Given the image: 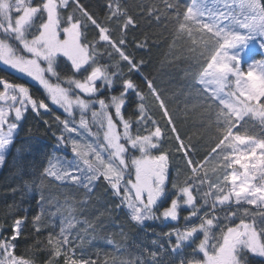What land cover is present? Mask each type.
Returning a JSON list of instances; mask_svg holds the SVG:
<instances>
[{"label":"trees","instance_id":"1","mask_svg":"<svg viewBox=\"0 0 264 264\" xmlns=\"http://www.w3.org/2000/svg\"><path fill=\"white\" fill-rule=\"evenodd\" d=\"M43 1H33L39 9L29 37L46 21ZM192 3L66 0L58 5L59 27L78 23L82 44L111 79L99 96L124 94L122 113L138 135L160 130L154 153L166 155L168 179L154 208L157 214L138 222L122 197L133 177L130 155L117 191L103 175H90L70 148L58 145L55 115L66 114L51 104L48 113L31 107L0 167V243L10 244L15 256L31 264H193L204 258L198 249L202 232L180 246L170 232L207 219L212 220L206 223L211 248L219 247L227 230L241 221L252 222L264 240V208L242 201L218 203L231 184L235 138L264 142V119L237 117L199 81L222 38L190 15ZM12 40L15 50L26 55ZM54 61L53 80L64 82L76 74L64 55ZM5 83L27 84L33 99L49 103L41 85L0 63V92ZM259 104L264 109V93ZM55 166L64 174L53 173ZM187 186L194 204L180 207L177 218L160 214ZM241 257L244 264H264V255L248 249Z\"/></svg>","mask_w":264,"mask_h":264},{"label":"rangeland","instance_id":"2","mask_svg":"<svg viewBox=\"0 0 264 264\" xmlns=\"http://www.w3.org/2000/svg\"><path fill=\"white\" fill-rule=\"evenodd\" d=\"M33 1L0 0V63L41 85L49 99L48 107L51 104L66 114L55 115L59 126L58 145L70 148L74 160L84 162L90 175H103L120 191L123 176L129 170L126 157L130 155L133 177H128L122 197L131 216L143 222L157 214L154 208L164 195L168 179L166 155L154 153L161 137L160 130L154 128L148 134L138 135L122 113L125 95L108 99L99 96L100 89L109 85L111 79L82 44L79 24L72 22L64 29L59 27L57 8L66 0H44L46 21L36 36H27L39 9ZM189 13L222 38L221 47L199 76V81L237 117L251 115L264 119V109L259 104L264 93V8L261 1L193 0ZM13 38L21 43L26 55L15 50ZM59 54L71 61L76 72L64 82L51 78L56 75L54 57ZM94 71L102 73L100 84L88 81ZM31 107L39 113V102L32 98L27 84H17L7 92H0V167L20 130L25 112ZM232 163L230 187L220 195L218 203L242 201L264 208V142L237 136ZM64 172L59 166L53 169L57 175ZM194 201L191 187H184L170 205L160 209V214L165 218H177L180 207H190ZM211 222V219L206 220L208 225ZM206 223L170 232V236L177 238L176 246L193 242L198 232H202L198 249L204 258L193 264H244L243 249L264 255V240L252 222L241 221L230 227L222 244L216 248L209 245ZM19 230L18 221L16 234ZM0 264L31 263L15 256L12 246L2 241Z\"/></svg>","mask_w":264,"mask_h":264},{"label":"water","instance_id":"3","mask_svg":"<svg viewBox=\"0 0 264 264\" xmlns=\"http://www.w3.org/2000/svg\"><path fill=\"white\" fill-rule=\"evenodd\" d=\"M101 72L100 71H94L92 72L89 77H88V81L90 83H94L95 81H97L100 77H101ZM9 85L8 83H5V92L9 89ZM41 109L43 112L48 113L50 111L48 105L45 102H41Z\"/></svg>","mask_w":264,"mask_h":264},{"label":"flooded vegetation","instance_id":"4","mask_svg":"<svg viewBox=\"0 0 264 264\" xmlns=\"http://www.w3.org/2000/svg\"><path fill=\"white\" fill-rule=\"evenodd\" d=\"M14 86V85H13ZM12 86H10V88H11ZM41 101H43V100H39L38 102H39V108H40V103H41Z\"/></svg>","mask_w":264,"mask_h":264},{"label":"crops","instance_id":"5","mask_svg":"<svg viewBox=\"0 0 264 264\" xmlns=\"http://www.w3.org/2000/svg\"><path fill=\"white\" fill-rule=\"evenodd\" d=\"M199 21H201L202 22V20H199ZM211 29V28H210ZM167 158V157H166Z\"/></svg>","mask_w":264,"mask_h":264}]
</instances>
